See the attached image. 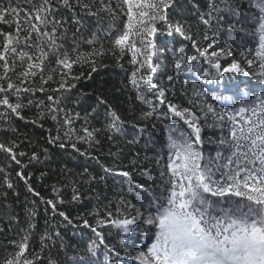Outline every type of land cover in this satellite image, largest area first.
Instances as JSON below:
<instances>
[{
	"label": "trees",
	"instance_id": "1",
	"mask_svg": "<svg viewBox=\"0 0 264 264\" xmlns=\"http://www.w3.org/2000/svg\"><path fill=\"white\" fill-rule=\"evenodd\" d=\"M8 2L9 0H0V5ZM10 2L13 6L20 5L22 19L24 12L34 4H39L40 0ZM70 2L75 5V0ZM118 2L119 0H104V3H110L115 9V16L101 10L99 0H82V3L92 5L88 10L78 5L74 7H64L56 3L53 5L56 18H62L64 28L67 29L66 35L58 40V44L62 45L58 53L67 51L69 55L74 56L76 54L74 48L81 53H90L94 48L101 47L104 52L102 57L97 58L95 72L91 71L88 64L83 66L74 64L72 74L80 75L78 81H72L75 87L54 94L58 101L64 100L60 105L61 109L73 117L71 128L74 134L70 138H65L68 127L63 123L64 111L59 112L58 120H53L51 117L57 113H49V102L45 92L37 91L35 94L23 96L26 107L22 109L21 115L24 119L10 112L5 115L7 110L0 106V143L8 144L15 141L19 145L18 152L26 153L22 157L17 155L20 161L17 164L8 154L0 151V173L10 178L15 185L14 189H6L2 186L3 176H0V264H4L6 259L18 251L17 243L26 234L30 236L31 249L39 253L34 264H49V259L58 264H113L114 253L109 251L112 248L121 252L127 264H137L129 257L139 250L146 251L144 245L149 241L143 239L145 229L143 219L138 220L135 231L124 243L119 241L117 230L111 224L98 228V232L105 238V243L100 245L95 256L88 253L87 248L89 243L96 239V234L90 227H85L81 221L76 220L77 217L86 218L90 225L95 227L96 218H104L109 210L115 213L122 197L131 204H136L137 194L135 191H129V182L127 178L118 174L120 170L132 172L137 183L152 189L156 195L160 194V169L156 164L158 153L145 149L144 140L138 131L139 127H145L153 133L161 146L166 145L168 129L172 126L179 125L185 131L191 132L183 120L172 117L171 114L167 119L157 118L156 115L149 119L142 117V113L148 109L146 105L136 100V91L129 82L131 72L136 67L130 62L131 52L121 54L119 49L113 52L114 44L110 39L112 30L123 28L127 21L124 12L117 8ZM212 3L217 10L213 13L211 30L207 31V34L209 36H212L213 32L216 34L214 43L203 39L207 28L199 19L200 13L208 11L209 0H172L168 9L170 18L173 22L183 24L197 43L194 45L193 41L186 40L178 34L159 35L157 43L160 63L157 64L158 71L153 74L158 87L167 89L168 102L176 105L179 110L187 108L195 115L201 128V138L205 142L219 139L220 117L226 120L228 116L234 115L232 109H238L242 101L244 105H248L254 97H264V83L261 82L264 81V68L260 67L264 61L256 55L259 51V34L254 37L245 35L246 31L254 30L257 25L238 22V12L256 13L258 9L250 7L247 2L242 3L241 0H212ZM9 20H12V17H9ZM230 24H235L237 30L230 31L228 27ZM64 28L60 30L61 33L64 32ZM15 30V23L0 22V34L14 33ZM93 33L96 34L95 43L89 45L87 41L93 38ZM242 37L243 46L239 43ZM209 43H212L210 48ZM198 47L200 50L207 48L204 56L199 55ZM181 48L186 59L188 57L196 59L191 65H183V70L176 73L175 53ZM220 49H224L225 53L230 50L232 54L222 53L218 57H212V53L219 52ZM56 58L57 55L53 54L45 62L44 75L52 74L59 80L58 73L52 72V69H57ZM217 61L221 64L219 73L211 67V63ZM232 63H237L240 71L224 73L223 69ZM205 70L209 72L208 76L204 75ZM19 71L20 68L17 67L16 72ZM245 72L248 75H244ZM143 74L146 73L142 70L138 77ZM169 75L173 76L171 82L167 80ZM212 76L217 78L213 80ZM12 79L16 80L15 74L12 75ZM39 84L40 77L37 76L33 86ZM45 87L55 88L57 84L50 83ZM195 92H200L201 95L194 96ZM98 98L106 99L126 122L123 134H115L113 140L108 139L113 133L106 128L104 108H99L98 116L91 115L92 109L97 107ZM11 99L15 102V96ZM29 99H32V104H28ZM40 101H43V104L39 103ZM154 103L158 104V101L154 99ZM161 107L167 111V103ZM41 112L44 113V117L37 119ZM85 126L100 130L96 135L99 143H93L91 147L86 143H78L79 151H76L71 147V142L76 141L77 135L84 134L82 128ZM56 137L61 139L49 143ZM134 139L139 142H134ZM61 142L66 146L61 147ZM205 151L214 155L215 146L205 143ZM33 152L38 154V161L31 160ZM163 160L166 162V155ZM133 161L136 163L133 164ZM105 168L117 171L105 173ZM20 171L24 172L27 184L40 194L39 197L30 193L25 186V180L16 175ZM100 176H104L103 181L99 180ZM91 177L96 179L92 180ZM74 190L78 191L80 196L77 201L72 200ZM5 192L7 195H4ZM42 199L53 200L56 204L55 213L52 206L43 203ZM61 211L75 222L72 225L66 224L57 214ZM32 212L35 215L30 217L29 214ZM144 214L147 216L146 211ZM57 231L60 238H55ZM46 233H51L53 240H48ZM42 238L45 245L43 251Z\"/></svg>",
	"mask_w": 264,
	"mask_h": 264
},
{
	"label": "snow or ice",
	"instance_id": "2",
	"mask_svg": "<svg viewBox=\"0 0 264 264\" xmlns=\"http://www.w3.org/2000/svg\"><path fill=\"white\" fill-rule=\"evenodd\" d=\"M241 2H247L250 7L258 9L256 13L238 12V22L257 25L254 30L246 31L245 35L254 37L259 34V51L256 55L264 61V0L259 2L241 0ZM54 3L64 7L78 5L85 10L92 7L91 4L82 3V0H75V5L70 0H40L39 4H34L25 11L21 19L20 5L13 6L10 0L7 4L0 5V22L16 24L14 33L0 34L2 36L0 106L7 110L5 115L10 112L24 119L21 115L22 109L26 107L23 96L39 91L47 95L49 113H57L51 118L58 120V114L63 110L60 105L64 100L58 101L54 94L75 87L72 81H78L80 75L72 74L73 65L88 64L91 71L95 72L97 58L104 55L102 47L94 48L90 53H81L74 48L73 51L76 52L74 56L69 55L67 51L58 53V49L62 47L58 44V40L66 35L67 29L64 28L62 18H56ZM99 3L101 10L116 15L110 3L106 4L104 0H99ZM171 3L172 0H119L117 8L124 12L127 21L123 28L112 30L110 39L114 44L113 52L116 49H119L121 54L126 51L131 52L130 62L136 67L131 72L129 82L136 91V100L146 105L148 109L142 113V117L149 119L156 115L157 118L167 119L171 114L172 117L183 120L191 132L185 131L179 125L172 126L168 129L166 145L161 146L147 128H138L145 149L158 153L156 164L160 169V194L156 195L152 189L137 183L132 172L120 170L118 174L127 178L129 182V191H135L137 194L136 204H131L122 197L115 213L109 210L104 218H96L95 227L90 225L88 219L77 217L76 220L81 221L85 227H90L96 234V239L89 243L87 252L95 256L100 245L105 243V238L98 232V228L111 224L117 230L119 241L124 243L135 231L138 220L143 219L145 225L143 239L149 242L144 245L146 251L139 250L129 257L137 264H264V97H254L248 105H244L242 101L238 109H232L234 115L228 116L226 120L224 117L219 118L221 134L218 140L207 142L202 140L201 128L195 115L187 108L179 110L176 105L168 102L167 89L158 87V83L154 82L153 74L158 71L157 64L160 63L157 43L159 35L178 34L186 40L193 41L194 45L197 43L183 24L173 22L170 18L168 9ZM216 10L212 0H209L208 11L200 13L199 16L200 21L207 28L203 39L213 43L216 34L213 32L212 36H209L207 31L211 30L210 25ZM9 17H12V20H9ZM228 27L230 31L237 30L235 24H230ZM62 28H64L63 33L60 31ZM95 35L93 33V38L87 41L89 45H94ZM239 43L243 46V37ZM208 47H212V43H209ZM197 50L200 56H204L207 52V48L200 50L198 47ZM183 51L181 48L175 53L176 73L183 70V65H191L196 59L195 57L186 59L182 55ZM222 53L232 54L230 50L225 53L224 49H220L219 52H213L212 57H218ZM53 54L57 55V69H52V72L58 73L59 80H56L52 74L44 75L45 62ZM17 67L20 68L19 72H16ZM211 67L219 73L221 64L217 61L211 63ZM260 67L264 68V63H261ZM142 70L146 74L138 77V73ZM237 71H240L237 63H232L231 66L223 69L224 73ZM13 74L16 75V80L12 79ZM204 75L208 76L209 72L205 70ZM244 75L248 73L245 72ZM37 76L40 77V84L33 86ZM216 78L212 76L213 80ZM167 80L171 82L173 76L169 75ZM50 83H56L57 87L46 88L45 86ZM193 95L199 96L201 93L195 92ZM12 96H15V102L12 101ZM153 98L158 104L154 103ZM32 103V99H29L28 104ZM39 103L43 104V101ZM166 103L167 111L161 107ZM100 107L104 108L107 130L113 133L108 139L113 140L115 134H123L126 122L106 99L98 98L97 107L92 109L91 115L98 116ZM63 111V123L68 127L65 138H70L74 134L71 128L73 117L66 110ZM245 113L249 114L242 115ZM43 117L44 113L41 112L37 119ZM85 124L87 125V116ZM99 131V129L83 127L84 134L77 135L76 141L71 142V147L79 151L78 143H86L90 147L93 143H99L96 140ZM60 139L56 137L49 143H55ZM134 142L139 141L134 139ZM205 143L215 146L214 155L205 151ZM60 146L66 145L61 142ZM18 148L19 145L15 141L8 144L0 143V151L8 154L17 164L20 163L17 155L21 157L26 155L24 152H18ZM165 155L166 162L163 160ZM31 160L38 161V154L33 152ZM135 163L133 161V164ZM115 171L117 170L113 168L104 169L105 173ZM16 175L25 180V186L30 193L39 197L40 194L27 184V177L23 171L17 172ZM0 176L3 174L0 173ZM91 179L95 180L96 177ZM99 180L103 181L104 176H100ZM2 186L9 190L15 187L7 176H3ZM4 195L7 193L5 192ZM79 199L78 191L74 190L72 200ZM42 202L51 205L55 213L56 204L53 200L42 199ZM145 211L147 216L144 214ZM57 214L68 225L75 222L65 212L61 211ZM29 215L31 217L35 213ZM46 237L50 241L53 240L51 233H46ZM55 238H60L58 231L55 232ZM43 240L44 238L41 240V251L45 247ZM17 248L18 251L6 259L4 264H34L39 257V253L31 249L29 234L17 243ZM109 251L114 253L113 264H122L124 256L121 252L115 248ZM49 264H58V262L49 259ZM124 264H127V261H124Z\"/></svg>",
	"mask_w": 264,
	"mask_h": 264
}]
</instances>
